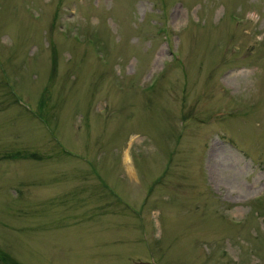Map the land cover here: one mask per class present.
Instances as JSON below:
<instances>
[{"label": "rangeland", "instance_id": "1", "mask_svg": "<svg viewBox=\"0 0 264 264\" xmlns=\"http://www.w3.org/2000/svg\"><path fill=\"white\" fill-rule=\"evenodd\" d=\"M0 264H264V0H0Z\"/></svg>", "mask_w": 264, "mask_h": 264}, {"label": "trees", "instance_id": "2", "mask_svg": "<svg viewBox=\"0 0 264 264\" xmlns=\"http://www.w3.org/2000/svg\"><path fill=\"white\" fill-rule=\"evenodd\" d=\"M0 258H3V259H5V257H4V256H2V255H0Z\"/></svg>", "mask_w": 264, "mask_h": 264}]
</instances>
